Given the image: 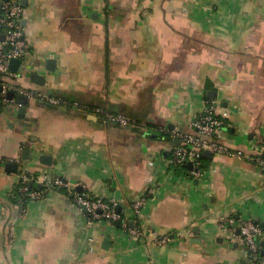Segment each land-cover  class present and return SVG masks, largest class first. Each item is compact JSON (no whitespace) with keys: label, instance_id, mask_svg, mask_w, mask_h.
Wrapping results in <instances>:
<instances>
[{"label":"crops","instance_id":"0c3cea01","mask_svg":"<svg viewBox=\"0 0 264 264\" xmlns=\"http://www.w3.org/2000/svg\"><path fill=\"white\" fill-rule=\"evenodd\" d=\"M25 7L31 50L12 82L67 103L58 109L30 97L22 114L16 101L1 105L0 264H249L238 230L219 218L264 223V171L251 160L264 153V0H26ZM208 99L226 123L222 141L243 156H205L193 176L169 165L178 145L171 131H191ZM8 161L20 165L17 173ZM24 171L68 186L16 219ZM152 185L160 189L144 221L149 232L173 238L164 246L116 222H91L73 206L74 194L85 192L114 199L131 219L132 201ZM184 230L193 235L180 239Z\"/></svg>","mask_w":264,"mask_h":264},{"label":"built area","instance_id":"2783aa9c","mask_svg":"<svg viewBox=\"0 0 264 264\" xmlns=\"http://www.w3.org/2000/svg\"><path fill=\"white\" fill-rule=\"evenodd\" d=\"M26 7L20 0H0V92L1 103L9 105L13 100L7 97L9 90L16 94H25L29 97H36L39 100L50 104L67 103L62 97H57L33 90L23 89L12 81L20 76L19 70H12L10 63L13 58L24 59L31 50V45L25 38L22 21ZM95 111L102 113L109 121L118 122L121 125H129V120L122 114L112 113L102 108H95ZM218 103L215 99H208L204 111L195 119L191 131L174 129L171 131V138L178 140L172 151L169 165L176 168H183L187 163L192 162L193 168L189 173L193 176H200L203 170V153L209 151L212 154H226L243 156L222 141L223 131L226 123L219 116ZM251 160L264 171V153L252 156ZM30 182L40 183L35 188ZM66 181L53 174L38 173L30 175L24 171L21 174L19 183L20 195L17 199L18 216L16 219H23L27 216L28 205L32 201L43 199L51 190L67 187ZM159 185H152L144 195L134 199L131 203L133 210V224L131 219L125 216L114 199H105L101 196H91L85 192L75 193L73 206L85 213L91 222L105 221L108 223L118 222L123 232L132 237H148L158 246H164L173 241L169 235L158 236L147 230L144 221V211L148 200L159 191ZM220 225L224 228L229 224L234 232L238 230V238L247 251V262L249 264H264V223L253 218L237 219L234 215L219 218ZM9 243L15 242V220L9 224ZM226 229V228H225ZM191 230H184L178 233L180 239L192 236ZM235 235V233H234ZM261 253V255H260Z\"/></svg>","mask_w":264,"mask_h":264},{"label":"water","instance_id":"95a60500","mask_svg":"<svg viewBox=\"0 0 264 264\" xmlns=\"http://www.w3.org/2000/svg\"><path fill=\"white\" fill-rule=\"evenodd\" d=\"M21 4L26 6V0H21ZM23 63V59L21 58H13L11 60V63H10V68L12 70H19L20 69V66L21 64ZM50 63H55L54 60H50ZM32 79L34 82L38 83V84H41L43 85L45 83V77L38 74V73H33L32 75ZM2 91V87L0 86V92ZM7 97L13 101H16L17 103H19L21 105V108L19 109V114H22L25 112L26 110V105L29 101V96L25 95V94H16L15 91L13 90H9L8 93H7ZM1 96H0V110H1ZM48 105L50 107H54V108H58V109H66L65 106H62V105H56V104H50L48 103ZM12 110V109H10ZM172 139V138H171ZM175 143L179 144V141L178 140H174ZM30 153H31V148L29 147H26L24 149V154H23V159H29L30 158ZM204 156H209L211 157L212 156V153L209 152V151H205L204 153ZM45 157L47 156H42V159H44ZM49 164V163H47ZM186 167L188 169H192L193 168V164L192 162H189L187 163ZM19 168H20V165L18 163H15L13 161H8L6 163V169L10 170L11 172H15L17 173L19 171ZM30 185L33 186V182H30ZM117 225H119L118 222H116ZM106 241H110L109 238L106 239Z\"/></svg>","mask_w":264,"mask_h":264},{"label":"trees","instance_id":"16d2710c","mask_svg":"<svg viewBox=\"0 0 264 264\" xmlns=\"http://www.w3.org/2000/svg\"><path fill=\"white\" fill-rule=\"evenodd\" d=\"M205 159H206V158H205V156H204V154H203V160H205ZM183 168H184V169H188L186 166L183 167ZM34 187H35V188H38L39 185L36 184V185H34ZM19 195H20V192H19V186H18V188H17V190H16V194H15V199H14V202H15L16 205H17V199H18ZM17 206H18V205H17ZM260 255H261V253H260Z\"/></svg>","mask_w":264,"mask_h":264}]
</instances>
